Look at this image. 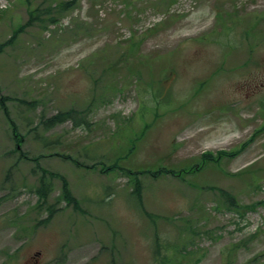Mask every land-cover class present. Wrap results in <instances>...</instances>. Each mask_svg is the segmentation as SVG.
<instances>
[{"label":"rangeland","instance_id":"374dc122","mask_svg":"<svg viewBox=\"0 0 264 264\" xmlns=\"http://www.w3.org/2000/svg\"><path fill=\"white\" fill-rule=\"evenodd\" d=\"M51 2L71 8L27 25ZM25 4L0 0V264H264V0ZM70 109L88 125L45 129ZM119 157L193 171L140 176L151 219L128 174L101 173ZM43 170L83 212L60 178L38 208Z\"/></svg>","mask_w":264,"mask_h":264},{"label":"trees","instance_id":"16d2710c","mask_svg":"<svg viewBox=\"0 0 264 264\" xmlns=\"http://www.w3.org/2000/svg\"><path fill=\"white\" fill-rule=\"evenodd\" d=\"M47 1V0H45ZM24 3L27 4L28 7L32 8V4H30V0H24ZM25 4V5H26ZM30 4V6H29ZM55 6V9H50L51 7ZM70 3H60L55 5L53 2L48 3V6L45 9H42V6L37 7L34 10H31L30 8L28 9V13L30 16L29 22L27 25H29L32 21H38L40 24L42 25H52L56 23L57 17L67 11L70 10ZM22 29V28H21ZM20 30H16L13 33V39H15L19 34ZM23 103V102H22ZM3 104V102H2ZM29 109L32 108V110H34L36 108V104L35 102H27L25 103ZM3 111H4V115L6 117V119L8 120L10 126L12 127L13 132L16 131V126L14 124V121H12L8 115V110L7 108L3 105ZM78 113L76 112V110L74 109H70L67 111H62L59 112L58 114H56L55 116H53L52 118H50L49 120L45 121V129H51L53 127H55L58 124H62V123H66L69 121H73L76 125H81L86 124L88 125V123H86L84 118H81V116L78 118ZM15 138L19 139V137L16 135V133L14 134ZM15 139V140H16ZM16 146H19V143H16ZM224 153L219 152V158L222 157L221 155H223ZM234 154H231L230 156H233ZM125 157H119L116 161L113 162V164L108 165V166H103L100 167L101 173L102 174H110V173H116V172H124L126 174H128V177L132 183L133 189L130 193V199L132 201L133 206H135L136 208H138L139 210H141L148 218H153L154 216L149 213L146 208H145V204H144V191H143V187L144 185L142 184V179L140 176L143 175H147V173L149 174L150 177L156 179L158 178V176H168L171 175L173 177H177V178H181L183 176V174L189 173V171H193V169L191 170H174V169H168V168H161L158 171H151V170H140V171H133L131 169H127L124 166H122L120 164V162L122 160H125ZM216 158L213 157L212 154H204L202 156V163H204L205 165L207 163H217L216 162ZM77 164V167H80V164L75 161ZM100 164H103V162H100ZM95 167L94 165L91 166V168ZM8 177V175L6 176V178ZM53 178H60L61 182H62V188H61V196L59 198V200L66 202V204L68 206H73V208L78 211V212H83L82 206L80 201L78 200V198H76V196H74L70 184L68 182V180L62 176V175H58L57 173H53V172H48L47 170H43L42 171V176L39 179V185L38 187H36V194L39 197V204H38V208L43 209V204L47 202L48 197L51 193V184L49 182L50 179ZM160 178V177H159ZM184 180V179H183ZM220 193L222 194V196L229 202V206L233 207V208H238V204L236 202V199L234 196H232V194H230L229 192H225L220 190ZM241 208V207H239ZM39 209V210H40ZM38 210V211H39ZM57 208L55 206H49L47 208V213L48 216L45 220H43L41 223L43 225H47L48 223H50L52 221V219L54 218V216L57 213ZM156 220V219H153Z\"/></svg>","mask_w":264,"mask_h":264}]
</instances>
